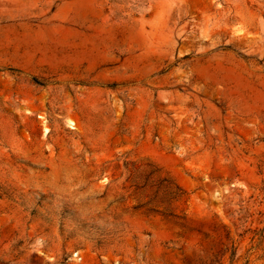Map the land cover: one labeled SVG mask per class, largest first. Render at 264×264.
<instances>
[{
	"label": "rangeland",
	"instance_id": "1",
	"mask_svg": "<svg viewBox=\"0 0 264 264\" xmlns=\"http://www.w3.org/2000/svg\"><path fill=\"white\" fill-rule=\"evenodd\" d=\"M0 264H264V0H0Z\"/></svg>",
	"mask_w": 264,
	"mask_h": 264
}]
</instances>
